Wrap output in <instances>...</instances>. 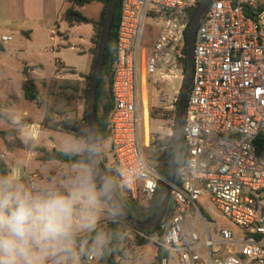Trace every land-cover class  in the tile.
I'll list each match as a JSON object with an SVG mask.
<instances>
[{
	"label": "built area",
	"instance_id": "1",
	"mask_svg": "<svg viewBox=\"0 0 264 264\" xmlns=\"http://www.w3.org/2000/svg\"><path fill=\"white\" fill-rule=\"evenodd\" d=\"M204 1H122L111 68V151L100 160L131 201L151 200L163 180L140 144L142 122L144 146H150L144 101L148 76L175 71L183 78L190 15ZM262 5L264 0H212L198 26L184 126L188 158L181 186L172 188L173 210L162 235L124 229L166 251L160 264H168L171 254L178 264H264ZM148 22L157 28L149 51L141 47ZM11 40L0 37L1 43ZM205 195L239 235L201 208ZM96 256L88 254L85 264H97Z\"/></svg>",
	"mask_w": 264,
	"mask_h": 264
},
{
	"label": "rangeland",
	"instance_id": "2",
	"mask_svg": "<svg viewBox=\"0 0 264 264\" xmlns=\"http://www.w3.org/2000/svg\"><path fill=\"white\" fill-rule=\"evenodd\" d=\"M32 2L29 9L15 12L16 18L20 19V28L12 30V40L5 45L8 52L1 54L5 59L1 60L2 66H0V130L15 128L20 131V127L24 123L23 119L30 118L39 121L46 115V124L52 129L42 132L39 144L49 150L81 153L70 151L65 147L67 141L77 139L72 134L57 131L58 129L54 125L55 122L62 119L65 122L71 120L75 122L74 124L79 125L81 130L87 131V125L83 124V114L86 109L84 90L87 80L73 79L75 72L72 69L84 73L90 70L91 58L82 52L92 46L91 40L96 32L92 24L71 25L63 19L65 11L71 7L69 0H33ZM74 7L88 18L98 21L103 4L92 3L84 7ZM2 31L4 30H0V37ZM156 35L157 28L148 22L141 47L149 51V46ZM138 59L140 73L142 72V52ZM25 66L32 68L31 77L36 79L40 89L41 98L38 102H31L24 98L22 81L25 79L23 74ZM166 73L165 76L159 74L153 77L148 76L145 93L147 94L150 117L149 147L144 146L142 122L140 127V144L143 154L158 172L162 163L157 161L156 157L161 155L171 142L178 112L176 103L179 101L185 77L184 71L182 72L183 78L179 72L167 71ZM17 125L20 126L17 127ZM22 136H25L24 129H22ZM1 142L0 139V151L1 149L6 150ZM99 151L101 156L109 154L111 151L110 142L107 140L100 143ZM19 152L23 151H17V153ZM9 156L11 159H16L13 161L15 167L21 169L24 174L23 180H19L26 185L30 184L29 177L31 176L25 173L24 160L17 154L10 153ZM79 167L71 168L68 164L59 161L40 163L37 160H32L29 162L27 170L38 176L35 184H55L57 187H61L77 174ZM0 176H2L1 173ZM199 204L204 211L209 213L215 223L230 229L234 236L241 233L239 228L219 216L218 211L210 202L209 195L203 196ZM107 207L109 208L110 205L108 204ZM109 214L106 209L101 212L96 226L108 219L112 220L114 214L111 212ZM86 231L88 230H83L78 235L84 234ZM122 239L125 253V257L120 260L122 264H155L157 247L153 242L138 249L135 235L125 230ZM82 252L83 246L77 245V264H85L81 260ZM91 253L93 252L91 251L89 254ZM99 254H97L96 260H98ZM168 264H178L174 254L169 256Z\"/></svg>",
	"mask_w": 264,
	"mask_h": 264
},
{
	"label": "clouds",
	"instance_id": "3",
	"mask_svg": "<svg viewBox=\"0 0 264 264\" xmlns=\"http://www.w3.org/2000/svg\"><path fill=\"white\" fill-rule=\"evenodd\" d=\"M65 147L97 152L87 140H70ZM112 189L107 180L98 186L89 164L61 187L26 185L16 174L0 176V264H77L78 233L95 228ZM107 210L119 213L115 204ZM106 242L97 232L91 251L99 254Z\"/></svg>",
	"mask_w": 264,
	"mask_h": 264
},
{
	"label": "trees",
	"instance_id": "4",
	"mask_svg": "<svg viewBox=\"0 0 264 264\" xmlns=\"http://www.w3.org/2000/svg\"><path fill=\"white\" fill-rule=\"evenodd\" d=\"M109 0H69L71 2V7H69L64 15L63 19L67 21L69 24H80V23H86V24H92L93 29L96 32V35L93 36L91 42L92 46L89 50V53L93 55V61L91 66L90 73L85 76V79L87 80V86L84 90L85 93V104L87 105V92L89 88V82L91 77V72L93 68V63L95 60V55L97 52V46H98V40L102 28V24L104 21V15L105 11L108 5ZM123 0H118V4L115 10L114 14V20L112 23L111 31L109 34V39L106 47L105 52V58L103 61L101 74L98 81V88H97V94H96V137H97V152L99 158H101L100 151H99V145L100 143H103L109 139V130H108V117L109 113L113 106L112 101V95H111V79H112V64L114 60V52H115V45H116V38H117V29L119 24V18H120V10H121V4ZM92 3H101L103 4L102 13L100 16V19L98 21H94L91 18H88L85 16L81 11L76 10L74 6L84 7L86 5H90ZM264 11V5L260 6L258 8V12ZM197 12V9L192 11L190 15V24ZM189 24V27H190ZM189 30V29H188ZM188 36V31L186 32V38ZM4 46L0 43V52H3ZM185 53L187 55V50H185ZM181 67L184 71V74H186L187 69V59L186 57L181 61ZM32 69L28 66H25L23 68V74L25 76V79L22 82V90L24 94V98L31 102H38L41 98V92L38 87V84L34 78L31 77L30 72ZM177 109H178V101L176 103ZM178 116V112H177ZM177 116L175 118V123H177ZM68 121V122H67ZM66 122L64 119L60 120L59 122H55V128L58 129L61 132H66L69 134H72L77 140H87V131L81 130L80 126L77 124H74L75 122L71 120H67ZM83 124L84 126L87 125L86 123V109L84 110L83 114ZM175 131H176V125L173 127V135L171 137V142L169 143L168 147L164 152L156 157V160L162 163V166L160 167V175L162 177V181H159L158 189L156 191V194L154 197L149 201H140L135 202L129 200L123 190L119 187L117 182L110 176L114 189L116 191V194L118 195L119 199L124 204L126 212L133 217L135 220L139 222H146L150 220L158 211L163 189L165 186V179L167 178V172L169 168V164L172 158V153L175 145ZM19 131L15 128H11L8 130L0 131V138L5 139L6 137L11 138L12 145H19L20 139L18 137ZM14 141V142H12ZM37 151H40L44 154L43 160L44 161H59L62 163H66L69 166L73 165H84L89 164V155L88 153H74V152H64V151H58L56 149L52 150H46L44 148H36ZM188 158V152H187V146L185 139L183 140L182 149H181V155L179 159V165L177 168V174L176 179L174 182V185L177 187L181 186V170L185 166L186 161ZM105 169V168H104ZM0 173L2 176L8 175L9 170L6 164L0 159ZM98 186L100 183L97 181ZM109 203V201L107 200ZM172 200L170 201V203ZM111 206V204L109 203ZM123 229H131L132 231H140L137 230L128 224L121 221V219L115 214L113 215L112 220H108L103 222L101 225L96 226L92 230H88L86 233L78 235L77 236V245L83 246V252L81 254V259L84 261L87 257V255L91 252L92 246L95 242V236L97 232H102L105 234L107 238V242L104 245L102 251L99 254V258L96 261L97 264H122L121 259L125 257L124 249H123ZM144 233L147 236H151L153 234H160L163 233V227L158 226L156 229L152 231H140ZM135 242L138 246H143L147 243H149L148 240L142 239L140 237H136ZM157 254L155 257V264H160L162 258L166 257L168 253L164 251L160 246H157Z\"/></svg>",
	"mask_w": 264,
	"mask_h": 264
},
{
	"label": "water",
	"instance_id": "5",
	"mask_svg": "<svg viewBox=\"0 0 264 264\" xmlns=\"http://www.w3.org/2000/svg\"><path fill=\"white\" fill-rule=\"evenodd\" d=\"M212 0H205L203 4L197 9V12L190 24L187 36V69L186 74L183 80V85L180 90V96L178 101V116L176 123V131H175V145L172 153V158L169 164L167 178L165 179V186L163 189L162 199L157 213L146 222H139L131 217L125 210L124 204L119 199L116 191L114 189V185L106 173L102 162L98 156V152L95 154H88L89 160L91 163V167L93 172L97 178L99 183L107 180L111 182L113 189L111 193V197L108 200L111 205L115 204L119 213L116 214L121 221L128 224L129 226L140 230V231H152L156 229L158 226H164L173 210V204L171 201V192L174 186V182L176 179L177 168L179 165V159L181 155L182 144L184 140V126L186 119V108H187V99L188 94L193 82L194 76V48H195V40L197 35L198 26L201 22V19L211 4ZM118 4V0H109L108 5L104 15V21L102 24L97 52L95 55V60L93 63V68L91 72L89 88L87 92V105H86V123H87V136L88 142L94 145L97 148V137H96V94L98 88V81L101 74V69L103 65V61L105 58L106 47L109 39V34L111 31L112 23L114 20L115 10Z\"/></svg>",
	"mask_w": 264,
	"mask_h": 264
},
{
	"label": "crops",
	"instance_id": "6",
	"mask_svg": "<svg viewBox=\"0 0 264 264\" xmlns=\"http://www.w3.org/2000/svg\"><path fill=\"white\" fill-rule=\"evenodd\" d=\"M32 1L33 0H0V30H4V31H2L1 36L9 35L12 37V35H11L12 30L20 28L19 27L20 19L16 18L15 12L21 11V10L24 11V9H29V5L33 3ZM35 1H37V0H35ZM6 44L7 43L2 44L4 46L5 50L3 52H0V64H1V60L5 59L4 57L1 56V54L8 52V50L5 48ZM90 48L91 47H88V49L86 51L84 50L82 52V54H85V55L87 54L90 56L91 66H92L93 55L89 53ZM0 66H2V64ZM72 70L75 72L73 74V76H74L73 79L83 81V80H85V76H87L90 73L91 67H90V70L85 72V73L84 72H78L75 69H72ZM23 120H24V123L21 125L20 131L18 133V137L21 141L20 144L19 145L9 144V143H11V138H9V137H6L5 139L0 138L1 141L3 142L4 146L6 147V150L1 149L0 157H1V160L8 167V170H9L8 175L16 174L19 179L23 180L24 174H23L22 170L15 167V163L13 161H16V159H11L9 154L10 153L14 154V155L17 154L19 158H22L25 162V166H24L25 173L29 174L28 176H31L29 178H30V184H32V183H35V180L38 179V176L35 173H32V174L29 173V171L27 170V166L29 165V162L32 160H35V161L37 160L40 163L51 162V161H44L42 159L44 154L40 151H37L36 148H44L46 150H49L46 147H44L43 145L39 144V140H40L41 135L43 134L42 133L43 131H47V130L52 129V128H50L46 124V115H45V117H43L39 121H35V120L30 119V118L23 119ZM19 126L20 125H17V127H19ZM22 129L25 130V136L24 137L22 136ZM0 131H4V130H0ZM57 131H59V130H57ZM32 133H35L34 137L31 135ZM3 144H2V146H3ZM2 146H1V148H2ZM17 151H23V152L17 153ZM79 166H81V165H73V166H69V167L74 168V167H79ZM71 176H73V174H71ZM107 203L108 202L106 201V203H105V209L106 210L108 209L107 205L109 204V203L108 204ZM107 212L109 214L108 210H107ZM144 246L145 245L138 246L137 248L141 249Z\"/></svg>",
	"mask_w": 264,
	"mask_h": 264
},
{
	"label": "bare ground",
	"instance_id": "7",
	"mask_svg": "<svg viewBox=\"0 0 264 264\" xmlns=\"http://www.w3.org/2000/svg\"><path fill=\"white\" fill-rule=\"evenodd\" d=\"M144 101L145 103L147 102V96H146L145 91H144ZM146 111H147V106H146ZM145 128H146V131L148 132L149 131V118H148L147 112L145 113Z\"/></svg>",
	"mask_w": 264,
	"mask_h": 264
}]
</instances>
